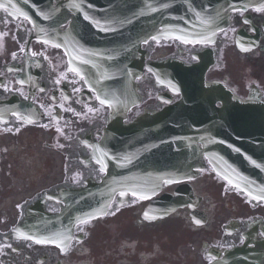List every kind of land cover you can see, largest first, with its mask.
Masks as SVG:
<instances>
[{
  "label": "flooded vegetation",
  "instance_id": "obj_1",
  "mask_svg": "<svg viewBox=\"0 0 264 264\" xmlns=\"http://www.w3.org/2000/svg\"><path fill=\"white\" fill-rule=\"evenodd\" d=\"M229 18L213 43L169 40L151 50L156 57L188 63L196 61L195 52L212 51L207 79L226 84L243 99L260 91L264 100V6L236 9ZM34 36L26 18L0 7V264H213L234 249L246 251L243 264H264V200L249 199L207 160L184 182L192 201L164 218L140 216L151 200L173 194L180 183L163 185L151 199L116 194L105 216L74 226L65 246L17 233L27 207L39 197L99 181L88 145L98 139L107 115L95 92L69 68L64 50ZM151 81L141 85L142 93L146 104L160 108L164 103L154 96ZM48 151L57 153L65 169L50 164ZM61 206L52 197L44 202L53 214Z\"/></svg>",
  "mask_w": 264,
  "mask_h": 264
},
{
  "label": "water",
  "instance_id": "obj_2",
  "mask_svg": "<svg viewBox=\"0 0 264 264\" xmlns=\"http://www.w3.org/2000/svg\"><path fill=\"white\" fill-rule=\"evenodd\" d=\"M188 7V5H185L182 9L184 10ZM152 12H154L153 6ZM151 19L152 18H143L144 22ZM153 23L154 21L150 24ZM159 24L165 26L162 22H159ZM150 30L151 27H148L145 29L144 34H148ZM164 31L169 33L170 29L164 27ZM164 64H157L156 68L159 69V66ZM165 66L169 71L165 76H162V79L171 86H175L178 89L180 88L182 99L174 105L167 106L160 112L146 114L140 119L139 123L129 128L120 126L119 130H123L120 132L122 136L130 135L133 141H135V137H137L143 146L160 144L164 147V150H171L175 154L176 163L174 165V170L177 175L185 171L186 162L189 161L195 152V143L197 141L205 142V139H208L209 136L217 135L215 134V130L206 131L204 128L220 126V120L222 118L234 119V116L231 115L235 111L253 110L259 115V117L256 118L257 124L255 127L260 125L264 127V107L260 104H257V106L252 104H240L237 100L232 99L230 93L221 86L206 85L203 80V70L200 67H186L174 63H168ZM161 71L165 70L161 69ZM127 91L128 94H126V98L128 102L123 104V107L126 109L131 105L132 96L135 97L130 89H127ZM217 100L222 103L221 108L215 107V102ZM209 112H211V115H209ZM251 128H253L252 125ZM254 133L257 134L256 131L252 134ZM218 144L219 142L214 146L217 151H220L221 148L224 149L223 146ZM241 144L242 147H245L243 142ZM162 147L154 148L153 150L162 152L164 151ZM242 147L241 149L248 153V151ZM250 148L253 153H257L260 160L264 159V156L258 154L260 148L257 143L256 146ZM189 163L190 162L187 163V167ZM149 169H152L151 165ZM262 174L264 177V168H262ZM257 183L264 185V181H258Z\"/></svg>",
  "mask_w": 264,
  "mask_h": 264
},
{
  "label": "snow or ice",
  "instance_id": "obj_3",
  "mask_svg": "<svg viewBox=\"0 0 264 264\" xmlns=\"http://www.w3.org/2000/svg\"><path fill=\"white\" fill-rule=\"evenodd\" d=\"M74 7H79V5H73ZM0 7H3V5H0ZM259 10V9H258ZM27 18V17H26ZM213 35H215V33H213ZM208 38L205 37L204 40H201L200 42L201 43H204ZM187 42V41H185ZM72 71H77V69H72ZM22 83V82H21ZM97 99H100L99 97H97ZM107 101L105 100H100V103L101 104H105ZM123 195V193H121ZM260 199H264V197H261ZM197 223H199V221H197ZM37 243H49V242H52V241H46V240H37L36 241Z\"/></svg>",
  "mask_w": 264,
  "mask_h": 264
}]
</instances>
